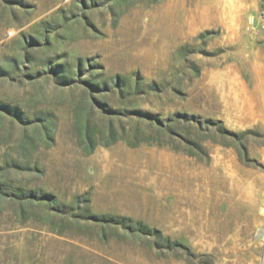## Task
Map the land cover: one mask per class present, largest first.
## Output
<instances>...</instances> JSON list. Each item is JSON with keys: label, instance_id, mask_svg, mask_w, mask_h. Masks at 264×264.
I'll return each mask as SVG.
<instances>
[{"label": "rangeland", "instance_id": "1", "mask_svg": "<svg viewBox=\"0 0 264 264\" xmlns=\"http://www.w3.org/2000/svg\"><path fill=\"white\" fill-rule=\"evenodd\" d=\"M0 264H264V0H0Z\"/></svg>", "mask_w": 264, "mask_h": 264}]
</instances>
